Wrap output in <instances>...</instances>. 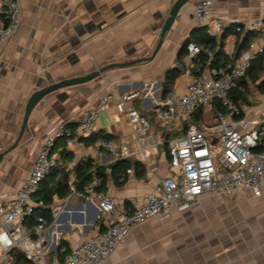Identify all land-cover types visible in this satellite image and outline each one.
Segmentation results:
<instances>
[{
  "label": "crops",
  "instance_id": "1",
  "mask_svg": "<svg viewBox=\"0 0 264 264\" xmlns=\"http://www.w3.org/2000/svg\"><path fill=\"white\" fill-rule=\"evenodd\" d=\"M174 1L21 0V28L9 40L0 58V142L3 151L18 137L27 101L47 73L52 72V77L58 80L86 74L110 62L151 55L163 19ZM198 1L193 0L180 11L151 61L109 70L87 83L51 93L35 106L28 129L17 146L0 157L2 200L14 198L27 179L48 132L62 123L77 125L82 114L95 107L108 93L112 94V99L101 111L95 132L110 134L109 139L117 143L118 151L112 154L100 150L92 155L96 165L107 167L106 189L120 203L131 206L134 200L152 191L161 178L170 174L165 129L158 114L165 103L184 91L188 73L184 71L176 79L167 95H164L163 80L166 72L177 65L182 48L200 26L195 19ZM210 19H220L224 27H229L224 48L228 55L237 54L238 40L253 30L254 22H264V0H212ZM257 32L252 42L264 36L262 31ZM133 90L141 92L133 100L134 106L150 118V128L144 137L146 154L127 113L116 107L121 95ZM244 113L247 117L261 119L258 112L244 110ZM205 116L201 114L199 119L202 126L213 122L204 123ZM79 136L75 129L72 137L58 139L53 150L59 166L70 170L71 181L75 179L73 167L77 158L88 156L87 150L92 146ZM64 149L71 154L61 157ZM118 159L140 162L143 175L132 167L127 171L126 181L116 184L110 177L109 167ZM53 179L54 175H50L45 183ZM244 192L245 200L264 209V196ZM238 194L240 191L220 196ZM212 196L218 195L204 196L196 203ZM97 204L96 195L90 199L72 192L64 197L55 195L51 208L57 207L59 214L53 217L49 232L58 236L57 248L69 250L84 238L104 230ZM191 207L186 210L173 208L166 217L153 216L135 225L125 242L118 245L103 264H264V210L250 212L246 223H243L245 215H231L232 226L190 225L184 228L183 224H175ZM209 232H229L230 235L208 238L205 234Z\"/></svg>",
  "mask_w": 264,
  "mask_h": 264
},
{
  "label": "built area",
  "instance_id": "2",
  "mask_svg": "<svg viewBox=\"0 0 264 264\" xmlns=\"http://www.w3.org/2000/svg\"><path fill=\"white\" fill-rule=\"evenodd\" d=\"M211 5L212 0H199L195 19L200 26L211 23L209 32L219 35L224 28L223 22L210 19ZM0 9L1 58L9 40L21 28V0H0ZM252 29L264 33V22H254ZM200 51L197 43L188 44L185 67L177 63L188 73L185 89L165 103L158 114L167 132H179L167 141L170 174L161 178L152 191L134 200L131 206L120 203L107 189H99L101 179L96 175L80 189L71 185V192L81 198L97 196L104 230L65 250L60 260L58 236L49 232L47 217L39 215L33 226L28 224L35 208L46 206L44 200L35 195L57 164L53 157L57 140L74 135L66 123L58 125L48 132L27 179L14 198L9 201L0 198V264H13L15 252L22 253L27 264H103L116 247L125 242L132 228L148 218L166 217L173 208L186 210L204 196L231 195L238 191L264 196V120L247 117L242 102L232 94L252 61L264 53V36L251 42L243 54H229L224 64L211 66L209 63L201 73L195 74L191 65ZM208 54L211 56L212 52ZM201 69L202 65L197 71ZM140 95L139 90L123 93L116 107L127 113L145 153L144 137L151 123L150 118L133 104ZM111 99V93L105 94L95 107L82 114L76 125L79 135L88 137L95 133L96 121ZM198 112L202 115L213 112V122L206 126L194 123ZM100 150L116 154L118 145L112 139L99 137L86 155L93 158L92 155ZM2 151L0 142V153ZM51 213L58 217L59 209L51 208Z\"/></svg>",
  "mask_w": 264,
  "mask_h": 264
},
{
  "label": "trees",
  "instance_id": "3",
  "mask_svg": "<svg viewBox=\"0 0 264 264\" xmlns=\"http://www.w3.org/2000/svg\"><path fill=\"white\" fill-rule=\"evenodd\" d=\"M229 27H224L219 35H212L209 32V27L199 26L194 32L191 34V37L187 40L185 47L182 48L180 55L178 57L179 64L184 66L183 57L186 56L188 52V44L190 42L197 43L201 51L200 53L193 59L191 70L195 74L201 73L209 63L211 66H218L220 64H224L229 55L225 51V40L228 36ZM259 33L256 30H249L248 33L242 40H238L239 49L236 52L237 55H241L252 42V40ZM208 51L212 52V55L209 56ZM202 65V69L197 71V68ZM185 67V66H184ZM184 72V69L181 66L175 65L171 67L165 74L163 80V89L164 95H167L172 91L174 83L176 79ZM264 73V53L259 54L253 61L248 69L247 74L238 80L232 94L236 100H240L243 104H249L248 100V92L250 84L256 86V88L260 91V93L264 94V79H261V75ZM201 117V112H198L193 122L199 124V119ZM66 126L71 128L73 131L76 129V125L67 123ZM176 133L167 132L165 130V144L168 150V139ZM99 137H105L107 139L111 138L110 134H104L101 132H95L88 137H84L82 135L79 136V139L84 141L86 144L93 145L95 141ZM71 151L68 149H64L61 152V157L69 156ZM57 162V160H56ZM134 168L135 171L139 175H143L144 170L141 168V164L138 161L132 162L128 159H118L116 160L109 168H110V177L114 180L116 184H122L127 179L128 169ZM73 172L75 174L74 181H71L70 170H67L66 167H60L57 163L52 167L50 174L47 178L42 182L40 190L36 193L35 197L39 199H43L46 206L37 207L35 211L29 216L28 224L29 226H33L37 216L45 215L47 217L48 223L53 221V216L51 213V207L53 204V200L55 195L59 197H64L69 192H71V185H74L76 189L82 188L83 184L90 180L94 175L98 176L101 179V185L99 189H106L108 174L107 167L96 165L93 161V158L90 156H86L81 158L73 167ZM50 175H54L55 179L52 180L51 183H45V181L49 178ZM68 250V249H67ZM58 255L60 260H62L64 251L62 248H59ZM13 264H27V260L25 256L20 252H15L13 254Z\"/></svg>",
  "mask_w": 264,
  "mask_h": 264
},
{
  "label": "rangeland",
  "instance_id": "4",
  "mask_svg": "<svg viewBox=\"0 0 264 264\" xmlns=\"http://www.w3.org/2000/svg\"><path fill=\"white\" fill-rule=\"evenodd\" d=\"M261 79H264V73L261 75ZM249 104H243L245 111H254L260 114L261 119H264V94L254 86L250 84L248 92ZM204 123H211L213 121V112L207 113L202 119ZM244 191H240L238 195L232 196H212L211 198L204 199L198 203H194L191 209L180 219H177L175 224H183V227L190 225L198 226H211L213 227H225L232 226L234 221L230 218L231 215H245L243 216V223L248 222L247 215L250 212L260 213L262 212L258 205H254V202L245 200ZM239 224V223H238ZM227 231L231 229H226ZM229 232L226 233H206L205 236L210 238L211 236H229Z\"/></svg>",
  "mask_w": 264,
  "mask_h": 264
},
{
  "label": "water",
  "instance_id": "5",
  "mask_svg": "<svg viewBox=\"0 0 264 264\" xmlns=\"http://www.w3.org/2000/svg\"><path fill=\"white\" fill-rule=\"evenodd\" d=\"M192 1L193 0H175L172 3L167 15L163 19L161 31L159 34V39L151 55L136 57V58L125 60V61L110 62L86 74L73 75V76L61 78L58 80H55L52 77L53 76L52 72L47 73L44 76L43 81L39 84L40 87L31 94V96L29 97L27 101V104L25 106L24 115H23L21 129H20L18 137L16 138L15 142L11 146H9L6 150L0 153V157L6 155L7 153H9L11 150H13L17 146L25 130L28 129V122H29V118H30V115L33 109L47 95L54 93V92L61 91V90L69 89V88L75 87L80 84L87 83L93 79L99 78L101 75H103L105 72L109 70L116 69V68L130 67L132 65H135L141 62H148L154 59L158 51L160 50L161 46L163 45L167 33L172 30L175 21L179 17L180 11L187 4H190Z\"/></svg>",
  "mask_w": 264,
  "mask_h": 264
}]
</instances>
